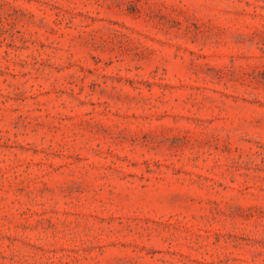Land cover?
Instances as JSON below:
<instances>
[{"label":"rangeland","instance_id":"obj_1","mask_svg":"<svg viewBox=\"0 0 264 264\" xmlns=\"http://www.w3.org/2000/svg\"><path fill=\"white\" fill-rule=\"evenodd\" d=\"M0 264H264V0H0Z\"/></svg>","mask_w":264,"mask_h":264}]
</instances>
